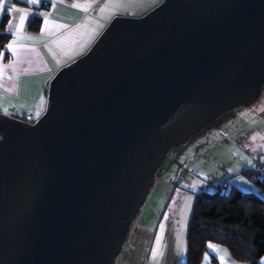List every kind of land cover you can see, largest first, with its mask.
Wrapping results in <instances>:
<instances>
[{
    "label": "water",
    "instance_id": "water-1",
    "mask_svg": "<svg viewBox=\"0 0 264 264\" xmlns=\"http://www.w3.org/2000/svg\"><path fill=\"white\" fill-rule=\"evenodd\" d=\"M264 86V0H162L116 15L0 116V264H113L166 151Z\"/></svg>",
    "mask_w": 264,
    "mask_h": 264
},
{
    "label": "crops",
    "instance_id": "crops-1",
    "mask_svg": "<svg viewBox=\"0 0 264 264\" xmlns=\"http://www.w3.org/2000/svg\"><path fill=\"white\" fill-rule=\"evenodd\" d=\"M160 1L39 0L37 4L30 5L22 0H0V17L8 13L5 28L10 32V38L0 54V116L24 121L39 117L47 105L46 89L53 74L83 54L112 17L141 16ZM74 4L79 7H73ZM13 6L29 13L19 32L16 29L20 23V12L8 11ZM34 16L41 17V25L38 30L31 31L29 22ZM250 107L245 106L240 112L237 123L239 127L243 126L239 128L235 123V129L216 142L218 151L213 156L227 165L221 168L222 172H231L228 169L236 170V167L240 170L250 167L258 155H264V102L252 105L249 110ZM228 146L233 149L236 146L240 153H232ZM191 175L183 180L198 188L212 190L203 181L197 184L193 180L196 178ZM194 201V194L175 187L170 179L154 178L150 192L129 228L133 246L118 256L113 264H182L186 259L187 229ZM158 238H161L159 243ZM210 244L215 251L208 247ZM140 255L142 261L139 259L138 263L136 260ZM260 262L264 264V256ZM200 264L247 263L233 259L224 246L207 242Z\"/></svg>",
    "mask_w": 264,
    "mask_h": 264
},
{
    "label": "trees",
    "instance_id": "trees-1",
    "mask_svg": "<svg viewBox=\"0 0 264 264\" xmlns=\"http://www.w3.org/2000/svg\"><path fill=\"white\" fill-rule=\"evenodd\" d=\"M7 16L8 13H4L0 17V54L10 38V32L5 28ZM40 25L41 17L34 16L29 22V30L36 31ZM4 57L8 58L6 53ZM240 112L242 110L237 113L238 118ZM33 121L35 119L25 122L32 123ZM227 124L231 125L229 121ZM237 126L239 127V124ZM242 126L243 124L239 128ZM233 129L231 130L233 131ZM211 134L203 135L206 137L204 140H207L208 136H212ZM223 135H214L212 140L208 139L212 141L210 146L214 145L215 148H218L216 142ZM199 146H203V150L207 149L206 145L199 144ZM190 148L191 146L179 149L176 158L169 155L166 157V162L160 163L154 172V178L163 179L166 177L175 187L195 195L187 229L186 259L182 264H200L207 242L224 246L236 261L261 264L260 258L264 256V198L261 196L264 194V155H258L250 167L241 171L255 185L256 190L244 191L236 184H230L227 179L229 175L221 178L216 177L220 172L218 175L212 174L210 179L203 180L211 185L212 190L207 191L204 188H196L183 182V178L179 176L187 177V175L194 174L191 168H193L192 165H195L192 164L195 156L194 154L191 156ZM202 149L198 152L203 151ZM195 155L199 154L196 152ZM181 157H184L182 162L179 160ZM213 158L215 159V157ZM163 171L167 172L164 176L162 175ZM241 172L235 173L240 174ZM179 178L183 181H180Z\"/></svg>",
    "mask_w": 264,
    "mask_h": 264
},
{
    "label": "rangeland",
    "instance_id": "rangeland-1",
    "mask_svg": "<svg viewBox=\"0 0 264 264\" xmlns=\"http://www.w3.org/2000/svg\"><path fill=\"white\" fill-rule=\"evenodd\" d=\"M43 6H45V3L43 4ZM264 102V86L263 89L261 91V94L259 96V98L256 100V102L252 105H259L261 103ZM251 105V107H252ZM251 107L249 108V110L251 109ZM244 108V106L238 107L233 109V111H231V114L226 118V122L224 124H220L221 126L215 127L214 125L211 126V124H206L205 126H203L199 131L189 135L186 140L182 143H179L177 145H172L168 148V150L166 151L163 159L161 160V164L166 162V157H168L169 155H172L173 158H176V156L178 155V151L181 148H185L188 146H191L189 152L191 154V156L194 154L195 158L192 164L193 168H191V171L194 173L192 175H194V177L196 179H193L195 182L200 183V181L203 180H207L210 179L211 175L215 173V175H218V173H220L217 177L221 178L224 176H227L228 182L230 184H236L238 186V188H241L244 191H254L256 190L255 185L251 182L250 179H248L243 172H241L243 169H237V167L234 169H228L231 170V172L229 171L228 173L226 172H222L221 168L227 166L224 162H219V160L214 159L212 156V153H215L216 151H218V148H215L214 145L210 146V143L213 139V136L215 135H221V134H227L232 128L235 129V123L238 120L237 117V113L242 110ZM248 109V108H247ZM230 122L231 125H228L227 122ZM224 132V133H222ZM212 133V134H211ZM205 134H211L212 136H208L207 140H204V138H206ZM210 139V140H208ZM198 144H203L206 145L205 147L208 149L203 150L202 147L203 146H199ZM228 148L231 150V152H235L236 153H240V150L236 149L237 147L234 146V149L231 146H228ZM200 149H202L203 151L198 152ZM184 150V149H183ZM205 151V152H204ZM182 152V150H181ZM196 152L199 155H195ZM211 156V157H210ZM184 159V157L179 158V160L182 162ZM227 168V167H226ZM225 168V169H226ZM235 172H241L240 174L235 173ZM165 173H167L166 171L162 172V175L164 176ZM156 175V174H155ZM179 176H183V175H179ZM182 178H185L184 176ZM180 181H183L182 179L179 178ZM191 186H194L196 188H198V186L193 185V183H189L186 181H183ZM208 184V183H207ZM209 185V184H208ZM211 186V185H209ZM261 196L264 198V194H261ZM179 219L181 220V215L179 216ZM180 222V221H179ZM131 228V227H130ZM130 237H131V229H129L128 233H127V237H126V242L122 245L121 250L119 251L118 255L116 256V258L118 259V256H121V254L127 249H129L131 246H133V242L130 241ZM145 248V247H144ZM145 255V252L142 256ZM142 256L140 255L139 258L136 260L139 263V259L140 261H142ZM117 263V262H116ZM115 263V264H116Z\"/></svg>",
    "mask_w": 264,
    "mask_h": 264
},
{
    "label": "snow or ice",
    "instance_id": "snow-or-ice-1",
    "mask_svg": "<svg viewBox=\"0 0 264 264\" xmlns=\"http://www.w3.org/2000/svg\"><path fill=\"white\" fill-rule=\"evenodd\" d=\"M22 2L27 3V4H30V5H35V4H37L39 2V0H22ZM53 7H55V5H53ZM73 7H79V5L74 4ZM0 10H2V8H0ZM8 11H10V12H17V11H19L20 12V16H19V22L20 23H19V26L17 27L16 31L17 32L21 31L22 26L24 24V21L27 18V16L29 15V13L28 12H25L23 10L16 9L14 6L12 8H10ZM44 22H45V24H47V22H48L47 21V17H45V21ZM9 29H11V21L9 22ZM8 47H11V45H9ZM4 111L7 112V109L5 108ZM165 218H167V217H165ZM163 227H164V225L161 224V229H163ZM160 239L161 238H158L157 239V243L160 242ZM208 247L211 248V249H213V251H215V248H214L213 245L210 244V245H208ZM153 256H154V258L156 256V251L155 250L153 252ZM207 259L208 258L206 256L205 257V260H207Z\"/></svg>",
    "mask_w": 264,
    "mask_h": 264
},
{
    "label": "flooded vegetation",
    "instance_id": "flooded-vegetation-1",
    "mask_svg": "<svg viewBox=\"0 0 264 264\" xmlns=\"http://www.w3.org/2000/svg\"><path fill=\"white\" fill-rule=\"evenodd\" d=\"M244 107H245V106H244ZM231 111H233V110H231ZM231 111H228V112L222 114L220 117L215 118V119L209 121L207 124H211V126L214 125L215 127H218V126H219L220 124H222L223 121H225L226 118L231 114Z\"/></svg>",
    "mask_w": 264,
    "mask_h": 264
}]
</instances>
